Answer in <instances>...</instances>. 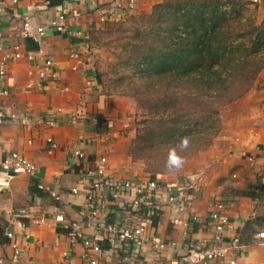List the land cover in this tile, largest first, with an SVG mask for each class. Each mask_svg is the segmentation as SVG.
<instances>
[{
  "label": "crops",
  "instance_id": "crops-1",
  "mask_svg": "<svg viewBox=\"0 0 264 264\" xmlns=\"http://www.w3.org/2000/svg\"><path fill=\"white\" fill-rule=\"evenodd\" d=\"M131 1L135 6L128 10ZM161 1L0 0V40L6 46L1 54H10L13 43L21 44L23 53L0 75V108L7 114L0 125V165L7 152L18 151L37 166L35 176L21 175L8 190L0 191V264H84L85 248L82 243L72 242L61 228L55 219L59 213L81 223L85 235L100 242L104 252L94 256L103 264H183L171 250L160 255L150 242L142 247L127 243L109 247L108 233L92 221L88 200L92 187L86 171L98 166L103 156L107 157L106 172L113 178L148 179L129 154L135 136L132 103L103 92L89 44L91 32L113 27L129 14L149 12ZM247 1L257 8L262 20L264 0ZM116 2L122 7L114 9ZM66 8L65 30L58 31L54 23ZM104 14L106 22H102ZM25 15H31L36 26L46 27L40 42L23 36ZM73 53L82 59L78 70L73 69ZM47 57L54 60V75L41 78L39 73ZM5 90L7 94L2 93ZM230 108L229 141L228 133L219 136L188 164L189 168L157 179L161 187L156 200L163 211L156 224L147 227L150 238L175 241L182 248L213 241L215 231L208 213L215 201L225 203L231 220L223 233L225 242L242 234L247 222L256 218L262 223L260 232L264 235V70L252 90ZM72 114L80 115L77 122L68 120ZM95 115L109 118V126H98ZM49 139L55 141V148ZM75 150L85 156H76ZM185 180L194 184L195 191L190 193L195 198L188 195L183 200L185 203L191 199L188 209L180 210L181 198L167 186ZM37 183L46 189L37 192ZM95 196L97 202L103 199L109 203L108 209L99 213L100 218L109 223L125 220L124 210L132 199L129 194L116 201L105 189L95 192ZM194 214L199 218L195 222L191 219ZM7 231L13 233V238L7 236ZM255 235L236 264H264V244ZM15 244L20 249L17 260Z\"/></svg>",
  "mask_w": 264,
  "mask_h": 264
},
{
  "label": "trees",
  "instance_id": "trees-1",
  "mask_svg": "<svg viewBox=\"0 0 264 264\" xmlns=\"http://www.w3.org/2000/svg\"><path fill=\"white\" fill-rule=\"evenodd\" d=\"M255 11L247 0H162L109 31L91 32L90 45L98 34L119 42L123 71L115 89L137 101L129 154L146 164L148 179L178 172L209 149L223 129V109L254 87L264 70V16L259 20ZM97 77L103 92L114 95L106 75ZM173 158L183 161L180 167L170 165ZM261 224L247 222L245 246Z\"/></svg>",
  "mask_w": 264,
  "mask_h": 264
},
{
  "label": "built area",
  "instance_id": "built-area-1",
  "mask_svg": "<svg viewBox=\"0 0 264 264\" xmlns=\"http://www.w3.org/2000/svg\"><path fill=\"white\" fill-rule=\"evenodd\" d=\"M258 2L259 0H252ZM14 3L17 0H13ZM135 4L133 1L129 3L128 10H133ZM122 4L116 2L114 9L121 8ZM3 12L2 3H0V13ZM68 10L67 8L59 15L58 21L54 23L56 30L64 31V21ZM80 13H77L79 15ZM107 15L104 14L102 22H106ZM1 25V23H0ZM23 36L25 38H34L35 41L40 42L41 37L46 35L47 29L45 26H36L33 22L31 15H25L23 21ZM2 35H0L1 37ZM2 38V37H1ZM5 43L0 40V75L6 73V65L13 60L21 59L23 56L22 46L19 43H13L10 45L12 52L10 54H1L5 49ZM71 57L76 59V65L73 66L74 70H78L82 64V59L78 53L71 54ZM54 66V60L52 57H47L44 62V66L39 75L41 78L54 75L52 72ZM3 94H7V91H3ZM7 114L4 109L0 108V125L6 120ZM13 118L18 119L16 115H12ZM80 118L79 114H72L68 117L71 122H77ZM95 123L100 127H107L110 124V119L101 116H93ZM22 122L25 121L21 119ZM130 124H125V128L128 129ZM95 140V139H94ZM53 148L57 145L53 139H49ZM1 142V138H0ZM74 154L80 158L85 156L84 152L75 150ZM107 157L103 156L100 159V164L93 168H89L86 171V176L90 180L92 191L88 196L92 221L97 224V227L106 230L111 245L129 244L133 247H142L147 243H151L153 248L162 255L166 250H171L177 257L178 261L183 264H209L213 261L224 264H236L237 257H239L246 247L241 242V234L236 235L230 241L225 242L223 239V233L230 225L231 220L226 212V205L222 201H215L211 210L208 213V219L212 223V228L215 231V238L213 241L205 242L202 246L190 243L185 248H182L175 241H161L157 237L150 238L147 233V227L153 224V218L161 215L163 208L161 204L156 200L161 183L158 180L150 179H133L127 181H120L110 176L105 169ZM37 172V166L34 162L29 160L23 154L18 151H9L6 153L0 165V191L8 190L12 182L21 175L35 176ZM168 191L172 194H177L180 199V210L188 209L191 203V199L185 203L183 200L189 195L191 198H195L194 193L195 186L191 181H178L172 185H168ZM39 188L45 190L46 187L39 183ZM109 191V196L112 200H119L125 195L132 197L130 204L124 210L123 222L109 223L105 219L100 218L99 213L108 209V201L101 199L96 200L95 192ZM77 192V188L73 189ZM53 196H57L51 191ZM25 213V210H21ZM134 217V218H133ZM56 221L60 224L61 228L70 236L72 242L82 243L85 248L84 264H103L99 257H95L94 254L102 255L103 248L98 240L90 238L85 235L81 223L78 221H72L65 217L63 213H59L55 217ZM191 219L195 222L198 220L197 215H192ZM7 236L13 238V233L7 231ZM255 239H258L264 244V235L259 232L256 233ZM20 256V249L15 244L14 259L17 260Z\"/></svg>",
  "mask_w": 264,
  "mask_h": 264
},
{
  "label": "rangeland",
  "instance_id": "rangeland-1",
  "mask_svg": "<svg viewBox=\"0 0 264 264\" xmlns=\"http://www.w3.org/2000/svg\"><path fill=\"white\" fill-rule=\"evenodd\" d=\"M252 9L253 8L251 7V10ZM137 13H142V12H135V13H132V14H137ZM254 14L257 15L258 14V10L255 11ZM127 17L128 16H126L124 19H126ZM124 19H122V20H124ZM110 29H112V27L101 29V31H109ZM118 43L119 42L117 40H114V37H112V36H107V35L103 36L101 34H98V35H96L95 38H93L91 40V47L93 49V55H94V59H95V66H96L97 71L103 72L106 75V78H108V81H109L108 90L110 92H112V94H114V95H117V96H120V97H123V98H127V99H129L131 101L132 108L134 110V114L132 116V120L131 121H132V124H133V121H134L133 127L135 129V135H136V127H137L136 117L138 115L137 101L132 96H129L130 95L129 93L120 94L121 91L115 89V87H116L115 84L117 83L116 82V79H117L116 77L118 76V73H120V71H123V66L120 65L121 63L119 62V58L117 56V54L120 51V46H118L119 45ZM231 105H228V106H226L223 109V112H222L223 129H222L221 133L215 138V141L217 140V138L219 136H222L223 134H226L229 131V130H227V128H228V126L230 127V124H229L228 120H230V118H231V113H232V108H230ZM237 110H235L234 112H236ZM233 114H232V116H233ZM226 136H227V139L229 141L230 140L229 137H231L232 134L228 133ZM204 151H206V150H204ZM195 157L190 159V160H188L184 164L182 169L184 167L185 168H189L188 164L191 163V161H193V159H195ZM135 163L139 164L141 166V168H142L143 173L146 174V172H145L147 170L146 164L143 161H140V160L136 161Z\"/></svg>",
  "mask_w": 264,
  "mask_h": 264
},
{
  "label": "clouds",
  "instance_id": "clouds-1",
  "mask_svg": "<svg viewBox=\"0 0 264 264\" xmlns=\"http://www.w3.org/2000/svg\"><path fill=\"white\" fill-rule=\"evenodd\" d=\"M185 146H186V142H185ZM183 163V161L179 160V159H176V158H173L171 161H170V165L172 166H175V167H180L181 164Z\"/></svg>",
  "mask_w": 264,
  "mask_h": 264
}]
</instances>
